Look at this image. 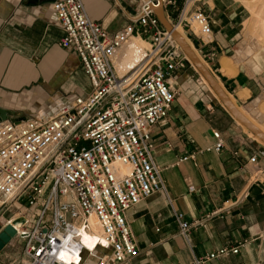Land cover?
I'll return each instance as SVG.
<instances>
[{
  "label": "crops",
  "instance_id": "0c3cea01",
  "mask_svg": "<svg viewBox=\"0 0 264 264\" xmlns=\"http://www.w3.org/2000/svg\"><path fill=\"white\" fill-rule=\"evenodd\" d=\"M55 1L0 0V108L11 119L54 113L91 91L76 53L59 44L64 32ZM137 1L82 0L89 18L109 33L129 23ZM203 9L212 37L205 42L193 34L195 53L233 104L264 132V44L241 40L242 14L233 0H206ZM189 67L202 77L191 62L176 70L169 78L174 99L151 128L153 160L165 191L125 211L139 253L120 264H190L224 246H238V252L208 264H264V145ZM214 131L223 147L206 151L215 143ZM13 206L17 213L0 218V230L24 208L21 202ZM173 208L186 221H200L188 239L178 232ZM13 242L14 237L8 244ZM8 244L0 250V264L13 258ZM96 260L94 255L90 264Z\"/></svg>",
  "mask_w": 264,
  "mask_h": 264
},
{
  "label": "built area",
  "instance_id": "2783aa9c",
  "mask_svg": "<svg viewBox=\"0 0 264 264\" xmlns=\"http://www.w3.org/2000/svg\"><path fill=\"white\" fill-rule=\"evenodd\" d=\"M176 3V14L168 12ZM204 5L206 0H139L129 23L109 33L89 18L82 0L53 3L64 32L59 44L76 53L91 91L51 114L0 121V211L24 204L17 217L24 223L15 228L23 242L16 264H81L86 252L94 256L95 251V264H120L138 255L125 211L165 191L153 160L151 128L174 99L169 78L189 62L153 10L161 6L172 27H188L209 42L212 29ZM133 36L149 47L119 73L113 59ZM213 137L206 151L223 147L219 132ZM172 212L179 234L188 239L200 221ZM96 227L101 238L91 249L82 237ZM237 252L238 246L220 247L190 264Z\"/></svg>",
  "mask_w": 264,
  "mask_h": 264
},
{
  "label": "water",
  "instance_id": "95a60500",
  "mask_svg": "<svg viewBox=\"0 0 264 264\" xmlns=\"http://www.w3.org/2000/svg\"><path fill=\"white\" fill-rule=\"evenodd\" d=\"M154 14L158 18L159 22L162 24L164 29L170 33L171 37L175 40V42L179 45L183 53L187 56L188 60L192 63V65L196 68V70L200 73V75L205 79L209 87L216 94L217 98L223 104V106L227 109L230 115L237 120L240 124L246 127L257 139H259L264 144V133L257 128L253 123H251L239 110L238 108L231 102L228 98L227 94L222 90L214 77L210 74V72L203 66L198 59L194 56L191 50L187 47V45L182 41V39L173 32V27L167 21L164 10L161 6L155 8ZM14 120L11 119L5 109L0 108V121L1 120ZM24 219L19 217L14 219L11 223H7L0 230V250L10 242V240L15 237L16 229L23 225Z\"/></svg>",
  "mask_w": 264,
  "mask_h": 264
},
{
  "label": "rangeland",
  "instance_id": "374dc122",
  "mask_svg": "<svg viewBox=\"0 0 264 264\" xmlns=\"http://www.w3.org/2000/svg\"><path fill=\"white\" fill-rule=\"evenodd\" d=\"M128 1H132V0H128ZM233 1L235 2V5L238 7V9L241 11V14H242V21H243L242 27H243V29H242V33H241V40H244V43H246L247 46H250L253 43L257 44V45L264 44V21L259 20V18L255 15V12H254L255 9H257L264 0H233ZM138 2L139 1H137V4H138ZM133 5H134V7H136V3L134 4V2H133ZM179 7H180V4L176 3L174 8L170 7L168 9V12H172L173 10L175 11L176 8H179ZM175 14H176V11H175ZM172 20H173V18H172ZM182 29H183L185 36L193 43L194 48H195L194 39L197 36L196 37L193 36V33L191 31H189L188 27L182 28ZM148 47H149V44H148L147 48ZM237 51H236L237 53H240V50H237ZM118 52H117V54H118ZM197 54H199V53H197ZM188 63H190V61L186 62L184 66H186V64H188ZM206 67H207V65H206ZM189 70H191L193 72V74H195V77H197L202 84H204L200 79L201 77L197 74V72H195L193 70L192 67H189ZM16 213H17L16 208L13 205H10V207L6 211H3V212L0 211V218L2 220V217H4V218L8 217V216L11 217V216L15 215ZM15 237H14V242L12 243V245L8 244L10 253L13 254V258L10 261L12 264H16L17 262H19L22 259L21 252H22L23 242L18 237L17 238H15ZM93 253L96 257L99 256V252L95 251ZM92 260H93V255L92 256H86V257L84 255L81 264H90V262Z\"/></svg>",
  "mask_w": 264,
  "mask_h": 264
},
{
  "label": "bare ground",
  "instance_id": "6f19581e",
  "mask_svg": "<svg viewBox=\"0 0 264 264\" xmlns=\"http://www.w3.org/2000/svg\"><path fill=\"white\" fill-rule=\"evenodd\" d=\"M255 15L259 18V20L264 21V1L261 3V5L255 9ZM253 13V12H252ZM182 26L180 25H175L173 27V32L177 34L182 41L187 45V47L191 50V52L194 54V56L198 59V61L203 65L201 60L198 58L195 53L196 50L192 45V42L185 36L183 29L181 28ZM195 32H197V28H194ZM148 43L143 40L139 36H133L131 37L125 44L124 46L120 49L118 54L113 59V64L115 69L120 73V68L123 66H131L135 61H137L140 58V53L144 48H147ZM204 66V65H203ZM215 79V78H214ZM201 80L204 84L207 85V82L203 77H201ZM219 84V83H218ZM220 85V84H219ZM221 87V86H220ZM210 88V87H209ZM222 88V87H221ZM228 96V94H227ZM228 98L231 100V98L228 96ZM232 102V100H231ZM233 103V102H232ZM239 110V109H238ZM240 111V110H239ZM241 112V111H240ZM242 113V112H241ZM243 114V113H242ZM244 115V114H243ZM245 116V115H244ZM246 117V116H245ZM247 118V117H246ZM248 119V118H247ZM249 120V119H248ZM250 121V120H249ZM251 122V121H250ZM256 126V125H255ZM257 127V126H256ZM258 128V127H257ZM262 131V130H261ZM263 132V131H262ZM264 133V132H263ZM264 145V144H263ZM94 224V223H93ZM101 238L100 230L98 227L94 228L93 233H84L82 240L83 243L88 247V248H93L95 247V241L96 239ZM92 253H85L86 256H92Z\"/></svg>",
  "mask_w": 264,
  "mask_h": 264
}]
</instances>
